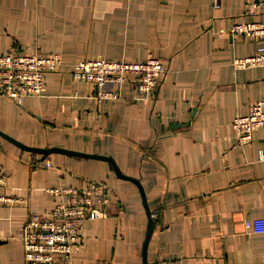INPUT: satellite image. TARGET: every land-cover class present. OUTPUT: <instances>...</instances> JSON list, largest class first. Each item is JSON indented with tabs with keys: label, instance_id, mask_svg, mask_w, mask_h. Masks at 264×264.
Segmentation results:
<instances>
[{
	"label": "crops",
	"instance_id": "1",
	"mask_svg": "<svg viewBox=\"0 0 264 264\" xmlns=\"http://www.w3.org/2000/svg\"><path fill=\"white\" fill-rule=\"evenodd\" d=\"M0 0V53L58 52L41 96L0 93V129L27 145L112 156L143 184L154 226L148 264H264V126L240 143L232 126L264 101V65L236 67L258 37L233 34L255 20L254 0ZM166 65L156 90L118 98L72 77V63L106 57ZM49 162V165L47 164ZM0 264H23L22 226L54 206L49 187L106 182L107 211L85 219L71 264H141L147 216L137 185L110 161L22 149L0 135Z\"/></svg>",
	"mask_w": 264,
	"mask_h": 264
},
{
	"label": "built area",
	"instance_id": "2",
	"mask_svg": "<svg viewBox=\"0 0 264 264\" xmlns=\"http://www.w3.org/2000/svg\"><path fill=\"white\" fill-rule=\"evenodd\" d=\"M214 5L218 3L215 0ZM255 20L235 22L231 32L262 40L256 51L236 57V67L264 65V0H254L251 12ZM63 64L60 53L7 51L0 53V93L17 103L26 96H41L45 89L46 73ZM166 70L163 61L153 55L142 60L97 57L71 65L72 77L96 85V97L118 98L121 88L128 82L138 98H148L156 90L160 75ZM232 126L240 143L251 141L255 130L264 126V101H253L249 110L237 114ZM49 165V162L47 163ZM6 175L0 171V189L5 186ZM107 186L98 180H89L82 186L60 185L49 187L54 206L48 213H29L21 230L23 264H71L73 253L81 241V226L85 219H95L107 211ZM17 201L12 195L0 191V204ZM245 226L254 232H264V217L249 218Z\"/></svg>",
	"mask_w": 264,
	"mask_h": 264
},
{
	"label": "water",
	"instance_id": "3",
	"mask_svg": "<svg viewBox=\"0 0 264 264\" xmlns=\"http://www.w3.org/2000/svg\"><path fill=\"white\" fill-rule=\"evenodd\" d=\"M0 135L3 136L4 138L8 139L12 143L18 145L22 149L38 152V153H41L43 156H46V155L54 153V152H59V153H65V154H70V155H79V156H84V157L100 158V159L110 161L114 167L115 172L121 178L134 182L140 191L141 199H142L143 206H144L146 216H147V226H146V231H145L144 239L142 242V249H141V264H148V245H149L150 237H151V234L153 231L154 217H153V212H152V210L149 206L148 200H147L145 188L138 178L124 174L121 171V169L118 166L115 159L109 155H102V154H97V153H87V152L77 151V150H73V149H69V148H65V147H59V146L39 147V146L27 145V144L23 143L22 141L18 140L17 138H15V137L9 135L8 133L4 132L1 129H0Z\"/></svg>",
	"mask_w": 264,
	"mask_h": 264
},
{
	"label": "rangeland",
	"instance_id": "4",
	"mask_svg": "<svg viewBox=\"0 0 264 264\" xmlns=\"http://www.w3.org/2000/svg\"><path fill=\"white\" fill-rule=\"evenodd\" d=\"M6 96H8V95H6ZM103 183L107 186L106 182H103ZM102 215H103V214H102ZM102 215H100V216H102ZM100 216H99V217H100ZM90 219H91V218H90ZM95 219H96V218H95Z\"/></svg>",
	"mask_w": 264,
	"mask_h": 264
}]
</instances>
